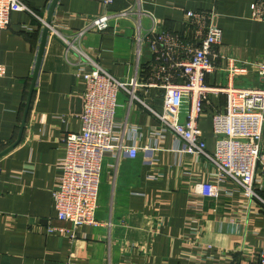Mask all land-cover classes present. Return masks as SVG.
Listing matches in <instances>:
<instances>
[{"label": "crops", "instance_id": "0c3cea01", "mask_svg": "<svg viewBox=\"0 0 264 264\" xmlns=\"http://www.w3.org/2000/svg\"><path fill=\"white\" fill-rule=\"evenodd\" d=\"M24 1L46 19L53 0ZM255 1L59 0L53 21L65 26L69 19L70 28L64 32L71 34L89 19L134 7L131 16L112 18L110 28L88 30L80 40L81 47L105 69L130 79L147 75L150 55H144L143 50L139 54V33L144 34L156 21L166 30L190 34L186 11L213 10L223 36L217 69L207 75L206 84L264 86L252 66L248 73L233 77L228 68L229 58L239 65L264 59V21L252 18ZM43 28L35 16L17 11L10 25L0 30V63L6 66V74L0 76V264H258V255L264 249V210L254 208V202L245 224L232 223L230 215L238 213L245 203L242 195H223L217 202L206 200L202 234L190 236L189 182L183 170L193 159L168 150L169 138L166 150L140 149L136 157L106 156L95 214L98 224L81 226L73 240L63 232L50 231L51 226H72L56 218L53 192L65 156L62 139L81 127L86 82L77 74L76 54L66 58L64 43L58 36H50L23 136L16 143ZM139 92L149 104L162 107L161 91L143 88ZM119 103V123L140 126L143 147L157 120L137 103L129 107L124 92L119 94ZM224 105V94H212L200 120L210 151L216 146L213 114ZM156 158L160 159L157 165ZM155 166L159 175L153 178ZM192 168L205 171L206 178L213 171V165L194 162ZM256 176L257 188L264 196V159ZM224 187L229 191L234 185L228 180ZM223 251L228 254H220Z\"/></svg>", "mask_w": 264, "mask_h": 264}, {"label": "built area", "instance_id": "2783aa9c", "mask_svg": "<svg viewBox=\"0 0 264 264\" xmlns=\"http://www.w3.org/2000/svg\"><path fill=\"white\" fill-rule=\"evenodd\" d=\"M17 11L35 16L43 27L47 25L46 19L24 0H0V30L10 25L12 14ZM134 11L135 8L130 7L89 19L84 27L71 34L64 32L70 28L67 18L65 26L56 24L53 19L49 24L50 36L56 35L64 43L66 58L76 54L77 74L86 82L81 127L77 132H68L62 139L65 156L59 166L58 186L53 192L56 218L72 226H51L50 231L63 232L73 240L81 226L97 225L95 214L99 206L104 158L110 155L119 157L120 154L136 157L140 149L166 150L167 138L171 141L168 150L180 157L190 155L194 164L213 165V171L210 174L207 171L208 178L204 177L205 171L192 168V161H188L189 166L184 165L183 175L189 182L187 226L192 231L190 236L202 234L205 201L217 202L223 195L231 198L238 194L243 196L242 212L235 211L236 214L229 218L232 223L245 224L252 203H257L254 208L264 210V196L257 188L256 176L264 159V86L237 87L229 82L226 87H210L206 84L207 75L217 69L218 48L223 36L213 10L186 11L190 34L169 31L153 22L136 38L139 54L145 46L148 47L147 75L142 78L134 75L130 79L115 76L81 47L80 40L86 31H105L110 28L112 18L131 16ZM252 18L264 21V0L255 1ZM251 66L264 81V59L251 65H239L234 59H228L230 77L248 73ZM5 74L6 66L0 63V76ZM143 88L162 92L161 108L149 104L139 92ZM121 92L127 94L129 107L137 103L157 120L148 131L143 147L140 145L141 127L118 121ZM214 93L225 95V105L213 114L216 146L210 151L200 120ZM159 162L160 159L156 158L155 165ZM179 162L183 166V161ZM156 167L153 178L159 175ZM1 176L0 168V180ZM228 180L234 188L225 191ZM220 254L228 253L223 251ZM258 264H264V249L258 255Z\"/></svg>", "mask_w": 264, "mask_h": 264}, {"label": "water", "instance_id": "95a60500", "mask_svg": "<svg viewBox=\"0 0 264 264\" xmlns=\"http://www.w3.org/2000/svg\"><path fill=\"white\" fill-rule=\"evenodd\" d=\"M58 1L59 0H53L52 1L51 5H50L49 15L46 18L47 25L43 28V35H42V40H41V43H40V46H39V50H38L36 65H35V68H34L33 81H32V85H31V89H30V94H29L28 100L26 102L24 118H23V121H22L20 134H19V137H18L16 143H19L21 141V139H22V136H23V132H24V128H25V125H26L27 116H28V113H29V110H30V106H31L32 95H33V92L35 90V86H36V83H37L39 69H40V66H41V63H42V59H43V55H44V51H45V47H46L48 38L50 37L49 24H51V22H52L53 15H54V12H55V7H56ZM2 155H3V153L0 154V156H2Z\"/></svg>", "mask_w": 264, "mask_h": 264}, {"label": "rangeland", "instance_id": "374dc122", "mask_svg": "<svg viewBox=\"0 0 264 264\" xmlns=\"http://www.w3.org/2000/svg\"><path fill=\"white\" fill-rule=\"evenodd\" d=\"M143 54L145 55V54H149V51H148V47L147 46H145V48L143 49ZM118 101H119V98H118Z\"/></svg>", "mask_w": 264, "mask_h": 264}]
</instances>
